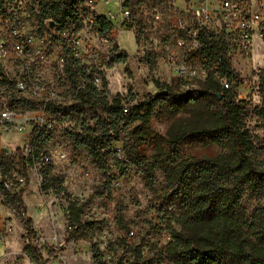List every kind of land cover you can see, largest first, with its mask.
<instances>
[{"label": "rangeland", "instance_id": "1", "mask_svg": "<svg viewBox=\"0 0 264 264\" xmlns=\"http://www.w3.org/2000/svg\"><path fill=\"white\" fill-rule=\"evenodd\" d=\"M2 2H8L11 6L22 4L21 8L27 5L33 11L29 31L44 37L46 41L50 38L48 29L43 24L41 6L37 2L0 0V4ZM171 3L172 0L168 5L163 4L156 8L142 5L137 14L136 7H129L130 25L126 31H119L115 26L117 31L114 40L119 51L127 54V59L109 66L104 81V97L109 101L121 99L124 107L129 110L145 100L155 98L160 93L158 83L169 85L173 93L171 99L159 102L148 124L126 120L116 126L107 108L101 104H88L69 94L65 95L66 99L58 107L60 113L58 118L56 117V136L48 142L46 150L51 151L54 156L51 162L52 175L63 180L65 193L57 194L51 189L43 190L41 176L34 169H23L17 163V150L21 149L24 133L12 136L13 134L0 130V155L6 153L12 157L17 170L14 175L24 178L17 190L21 192L27 215L33 220L35 234L30 243L42 253L40 264H58L61 257L67 264H96L93 258L94 245H101L103 249L108 236L117 241L123 234L120 231L122 227L117 223L120 209H123L125 224L127 222L124 228L136 230V243L148 249L155 245L160 247L167 241L169 231L165 229L157 213L165 193L164 174L157 172L155 188L148 189L143 171L125 158V148L137 145L141 154L151 161L155 155V146L144 140L142 131L148 130L153 135L166 137L169 131L175 132L182 125H201L209 122L210 112L214 109L213 104L209 102L190 100L196 98L195 90L204 87L201 81L180 78L175 72L177 66L186 63V55L191 51L192 41L185 39L184 46L179 44L181 37L176 25L181 17L174 14ZM177 4L184 6L183 0H177ZM253 4L261 6L260 12L264 15V0H254ZM111 6L113 8L114 5ZM111 6L100 5L96 13L107 14V10L112 9ZM211 6L213 8L214 5ZM85 10L84 5L79 7L80 14L84 15ZM212 10L205 23L210 29H220L222 11L218 10V6H214ZM185 20L187 24L190 22L189 19ZM139 21L143 23L144 30L138 40L136 26ZM46 48L55 57L61 52L53 41L46 42ZM151 51L158 53L154 67H150L144 60L145 54ZM231 52L232 66L239 75L238 83L234 87L237 101L248 108L256 107L261 103L264 37H255L248 51L240 52L234 48ZM2 62L10 76L19 75L15 65L7 60ZM51 74V71L45 70V77ZM178 107L182 108L176 112ZM102 125L117 131L120 137V141L113 145L118 152L112 157L108 170L97 168L89 154L68 137V132L79 133L87 127L101 128ZM59 153L65 154L66 158H58ZM219 153L220 149L216 145L204 146L192 142L183 146L181 155L183 158H201ZM120 157L125 161L122 167H117L115 159ZM116 182L120 183L117 187ZM69 196L78 200L83 207V230L72 239H69ZM1 200L0 195V264H36L25 251L29 243L25 236L23 220L26 217L23 218L15 210L4 208ZM90 223L93 224V229L89 228Z\"/></svg>", "mask_w": 264, "mask_h": 264}, {"label": "trees", "instance_id": "2", "mask_svg": "<svg viewBox=\"0 0 264 264\" xmlns=\"http://www.w3.org/2000/svg\"><path fill=\"white\" fill-rule=\"evenodd\" d=\"M169 1L127 0L126 4L130 8L136 7L137 14L142 5L156 8L168 5ZM79 5L81 0L52 1L50 4H42L41 12L44 20L51 19L58 28L79 26L82 21L78 13ZM97 22L104 28L111 26L103 17L98 18ZM143 30V23L139 21L136 26L138 40ZM199 40L202 46L188 53L186 62L208 70V77L201 81L204 87L195 90L196 98L190 100L213 104L210 121L201 125H182L175 132L169 131L166 137L144 130V140L155 146V155L151 161L141 154L137 145L124 147L125 157L130 164L143 171L146 186L150 190L155 188L157 172L164 174L165 193L157 213L172 237L164 247L171 261L175 264H264V74L260 83V105L252 108L241 105L234 90L239 75L232 66L224 38L203 30ZM114 50V63L127 59V54L119 51L117 45ZM157 59L158 53L155 51L144 56L150 67L156 65ZM67 70L75 88L83 86L84 71L79 67L75 69L71 63ZM3 72L0 64V76ZM223 80L230 83L229 89H223ZM158 85L160 93L131 110L127 108L129 114L124 111L121 99L109 101L100 96L89 83L77 90L76 97L88 104H101L107 108L116 126L126 120L148 124L159 102L167 101L173 95L169 85ZM164 91L168 93L163 94ZM51 110L58 118L59 109ZM68 137L89 154L97 168L108 170L111 167L112 157L116 155L113 145L120 141L117 131L102 125L101 128L87 127L79 133L68 132ZM192 142L204 146L216 145L220 153L201 158H183V146ZM37 148L41 151L45 144L40 143ZM16 157L23 169H27L31 164L29 162H32L23 156L21 149L17 150ZM115 161L117 167L124 164L121 159L116 158ZM15 169L14 159L6 153L1 154V204L4 208L15 210L23 218L26 217L23 220L29 243L25 251L33 262L40 264L42 253L30 243L35 231L21 192L12 193L5 188L7 181L16 180ZM52 170V163L42 165L40 169L43 190L65 193L63 180L53 176ZM67 201L71 229L69 239H72L83 230V207L70 196ZM117 223L121 229L128 228H124L127 222L125 224L123 209L118 213ZM88 226L93 229L92 223ZM93 258L96 264H106L102 261V253L97 244L93 248Z\"/></svg>", "mask_w": 264, "mask_h": 264}, {"label": "built area", "instance_id": "3", "mask_svg": "<svg viewBox=\"0 0 264 264\" xmlns=\"http://www.w3.org/2000/svg\"><path fill=\"white\" fill-rule=\"evenodd\" d=\"M52 1L59 0H34L39 6ZM126 3L127 0H81L79 7L84 5L86 10L82 15L78 7L82 20L79 26L58 28L56 24L54 31H50L48 21L51 19L43 21L50 36L47 41L29 31L33 11L27 5L21 8L22 4L11 6L6 2L0 6V64L4 69L0 76V130L13 135L24 133L22 154L32 161L28 167L40 176L42 165L51 163L54 157L51 151L46 150L48 142L55 138L58 127L57 118L51 109L61 106L67 94L76 97L77 90L85 87L86 83L97 90L100 96L106 93V72L114 64V46L117 45L114 41L117 31L115 26L119 31H126L131 20V10ZM253 3L254 0H183L184 6L181 7L177 0H172L170 7L175 15L181 17L176 25L182 33L179 44L184 46L185 39H190L191 51L200 48L202 43L199 34L204 30L224 38L230 59L234 48L240 52L248 51L255 37H264V15L260 12L261 6ZM100 5L114 6L107 10V14L99 15L96 10H99ZM211 5L218 6V10L222 11L220 29H210L205 23V19L213 12L214 6L212 8ZM100 17L111 26L104 28L99 24L97 19ZM156 18L160 19L159 16ZM185 19L190 22L187 24ZM49 41L59 46L61 52L57 57L47 50L46 42ZM2 60L15 65L19 75L10 76ZM70 63L75 69L79 67L84 71L83 86L75 88L72 83L67 70ZM45 70L52 74L45 77ZM175 72L178 77L190 80L205 81L208 77V70L187 62L177 66ZM222 85L224 90L230 88L226 80H223ZM124 111L127 113V108ZM40 143L45 144L41 151L37 148ZM57 156L60 159L66 158L63 153ZM119 159L125 161L123 157ZM23 180V177H16L15 181H7L5 188L12 193L19 192L17 188ZM119 184L116 182L115 186ZM165 229L168 230L166 226ZM120 231L123 234L117 241L107 237L105 248L97 244L104 263L175 264L164 251L165 245L172 240L169 230L164 244L148 249L136 243L135 229L129 227ZM77 252L81 255L80 250ZM59 259L58 264H67L63 257Z\"/></svg>", "mask_w": 264, "mask_h": 264}, {"label": "water", "instance_id": "4", "mask_svg": "<svg viewBox=\"0 0 264 264\" xmlns=\"http://www.w3.org/2000/svg\"><path fill=\"white\" fill-rule=\"evenodd\" d=\"M55 26H56V22H54L52 20L48 21V27H49L50 31H54ZM167 93H168L167 91L163 92V94H167ZM219 97H221V95H219Z\"/></svg>", "mask_w": 264, "mask_h": 264}, {"label": "crops", "instance_id": "5", "mask_svg": "<svg viewBox=\"0 0 264 264\" xmlns=\"http://www.w3.org/2000/svg\"><path fill=\"white\" fill-rule=\"evenodd\" d=\"M12 136H15V135H12Z\"/></svg>", "mask_w": 264, "mask_h": 264}]
</instances>
